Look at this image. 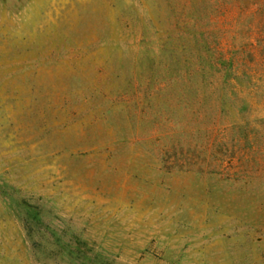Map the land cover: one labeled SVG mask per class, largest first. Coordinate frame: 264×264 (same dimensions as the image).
<instances>
[{"label":"rangeland","instance_id":"374dc122","mask_svg":"<svg viewBox=\"0 0 264 264\" xmlns=\"http://www.w3.org/2000/svg\"><path fill=\"white\" fill-rule=\"evenodd\" d=\"M0 264H264V0H0Z\"/></svg>","mask_w":264,"mask_h":264},{"label":"trees","instance_id":"16d2710c","mask_svg":"<svg viewBox=\"0 0 264 264\" xmlns=\"http://www.w3.org/2000/svg\"><path fill=\"white\" fill-rule=\"evenodd\" d=\"M175 77H176V76H175ZM175 77L173 78L174 80H175ZM178 77H180V78H184V79H186V81H191L192 73H191V71L189 70V68L187 67V68L185 69V71H184L182 74H180ZM167 84H168V83H167ZM164 86H166V84L163 85V88H162V89H164Z\"/></svg>","mask_w":264,"mask_h":264}]
</instances>
